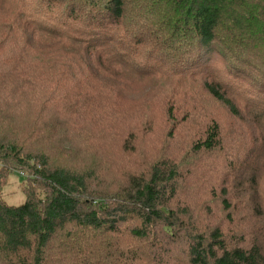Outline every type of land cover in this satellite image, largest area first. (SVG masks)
Listing matches in <instances>:
<instances>
[{"label": "trees", "instance_id": "obj_1", "mask_svg": "<svg viewBox=\"0 0 264 264\" xmlns=\"http://www.w3.org/2000/svg\"><path fill=\"white\" fill-rule=\"evenodd\" d=\"M125 74L254 125L236 151L217 121L183 135L171 95L163 125L141 114L101 140L152 155L101 177L91 140L122 121ZM17 168L0 264H264V0H0V188Z\"/></svg>", "mask_w": 264, "mask_h": 264}, {"label": "rangeland", "instance_id": "obj_2", "mask_svg": "<svg viewBox=\"0 0 264 264\" xmlns=\"http://www.w3.org/2000/svg\"><path fill=\"white\" fill-rule=\"evenodd\" d=\"M134 19V17H133ZM151 28L146 27V31L150 32L153 31L154 35L156 34L154 28L150 25ZM125 73V72H123ZM125 76V77H124ZM129 77L130 82L133 83V86L126 87L125 90L122 89V121H119V126L113 127V129L110 131L104 130V132H100V135L98 134V139H92L91 144H98L97 150L99 152H102L104 155V163L106 164V167L104 168L105 164L101 163L99 164L98 173L101 177H117L115 174L117 173V168L126 169L127 167H132L131 165L139 158V155L142 154L151 156L152 154H148V150H142V147L136 149L137 152L131 153L130 151L123 152L122 155H119L117 151L113 152L110 150H115L118 146L117 142L111 138L110 141V147L104 148L103 147V140L105 137H109L111 135L116 134L112 137L117 136L118 133H122L127 130L128 125H132L137 121V118L142 114V117H147L149 120L153 119L154 122H159L161 125L162 120L165 119L164 117V99L170 98V96L174 95L175 92L167 91L164 96L163 91L166 90L163 86L165 83L162 80L158 79V76H152V77H141V76H135V75H123L122 76V83L124 82L125 78ZM174 84L178 83V88L181 94H176L171 99L175 104H179L182 108V110L185 112L191 113V115L188 116V122L183 123L181 127H179L180 133L183 135H193L198 133H203V131L207 128V126L214 121H217L221 125L222 129V140L223 144H226V146H231L232 149L234 145L231 143L234 142V138L238 137V135L242 132H247L248 128L247 126L253 127L254 123L252 121L247 122V112L245 109L242 108V105L240 104V99H238L239 102H237L239 105H241V108L243 109V115L244 120H246V123L241 118H236L230 115L227 107L216 101L213 97L209 96L204 90L198 89V91H194L193 94L190 96L192 98L186 97V89L183 84L175 80V78H172L171 80ZM238 82V81H237ZM184 92V93H182ZM189 95V94H188ZM187 95V96H188ZM144 115V116H143ZM183 116V115H179ZM166 123V122H165ZM170 125V124H169ZM102 138L99 140V137ZM231 144V145H227ZM123 147V145H122ZM237 149H235L236 151ZM208 155V156H207ZM206 158H203L202 162L206 165V162H208L209 159H216L215 154H207ZM69 159H74L75 156L72 154H68ZM80 157V156H79ZM64 159H67L64 157ZM76 159V158H75ZM22 169H15L7 179V182L4 187L0 188V197L5 199L7 202H9L12 205H22L25 203L26 198L24 194V189L27 186V173L23 170L24 176H22L21 173ZM123 171V170H122ZM111 174V175H110Z\"/></svg>", "mask_w": 264, "mask_h": 264}, {"label": "built area", "instance_id": "obj_3", "mask_svg": "<svg viewBox=\"0 0 264 264\" xmlns=\"http://www.w3.org/2000/svg\"><path fill=\"white\" fill-rule=\"evenodd\" d=\"M22 176H24V172L23 171H21V173H20Z\"/></svg>", "mask_w": 264, "mask_h": 264}]
</instances>
